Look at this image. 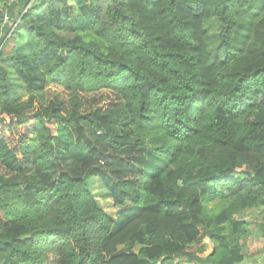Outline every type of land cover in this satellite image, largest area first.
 Masks as SVG:
<instances>
[{
  "label": "trees",
  "instance_id": "obj_1",
  "mask_svg": "<svg viewBox=\"0 0 264 264\" xmlns=\"http://www.w3.org/2000/svg\"><path fill=\"white\" fill-rule=\"evenodd\" d=\"M253 211L264 0H0V264H249Z\"/></svg>",
  "mask_w": 264,
  "mask_h": 264
},
{
  "label": "rangeland",
  "instance_id": "obj_2",
  "mask_svg": "<svg viewBox=\"0 0 264 264\" xmlns=\"http://www.w3.org/2000/svg\"><path fill=\"white\" fill-rule=\"evenodd\" d=\"M7 17H5L6 19ZM9 18V15H8ZM4 20V18H3ZM13 20L9 18L5 25L12 26ZM206 30L208 34L210 35V43L209 48L211 50H215L219 48L220 41H219V35L217 34L220 32V27L218 25V22L215 19H211L206 21L205 23ZM217 34L218 36H215ZM222 52V55H224V52ZM105 104V103H104ZM88 186L90 191L93 193L96 201L98 202L99 206L113 219H115L118 209L114 207L113 202L110 198L109 192L104 188L103 184L100 182L99 179L89 178L88 179ZM264 212L260 211H253L249 212L247 218L251 222H258L262 219ZM205 243L207 244L208 248L206 250V255L211 254L214 251L213 245L210 242V240H206ZM248 254L251 256L248 258L249 264H264V238L260 236L256 231H253L252 237L250 238L248 242Z\"/></svg>",
  "mask_w": 264,
  "mask_h": 264
},
{
  "label": "built area",
  "instance_id": "obj_3",
  "mask_svg": "<svg viewBox=\"0 0 264 264\" xmlns=\"http://www.w3.org/2000/svg\"><path fill=\"white\" fill-rule=\"evenodd\" d=\"M34 1H35V0H31V3L34 2ZM9 2H10V4H12V3H17L18 0H9ZM5 17H7V18L5 19ZM8 19H9V18H8V14H7V12H5V15H4V24H6V22H7Z\"/></svg>",
  "mask_w": 264,
  "mask_h": 264
}]
</instances>
